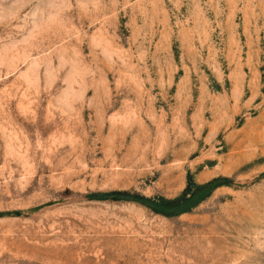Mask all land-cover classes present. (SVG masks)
Wrapping results in <instances>:
<instances>
[{"label":"rangeland","instance_id":"374dc122","mask_svg":"<svg viewBox=\"0 0 264 264\" xmlns=\"http://www.w3.org/2000/svg\"><path fill=\"white\" fill-rule=\"evenodd\" d=\"M0 264H264V0H0Z\"/></svg>","mask_w":264,"mask_h":264}]
</instances>
